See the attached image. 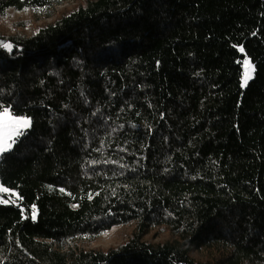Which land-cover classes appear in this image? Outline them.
Listing matches in <instances>:
<instances>
[{
    "label": "trees",
    "instance_id": "1",
    "mask_svg": "<svg viewBox=\"0 0 264 264\" xmlns=\"http://www.w3.org/2000/svg\"><path fill=\"white\" fill-rule=\"evenodd\" d=\"M75 2L0 33V104L32 121L0 159V264H264V0Z\"/></svg>",
    "mask_w": 264,
    "mask_h": 264
},
{
    "label": "rangeland",
    "instance_id": "2",
    "mask_svg": "<svg viewBox=\"0 0 264 264\" xmlns=\"http://www.w3.org/2000/svg\"><path fill=\"white\" fill-rule=\"evenodd\" d=\"M76 5L75 0H65L62 4H57L54 6V14L51 17H46L44 16L43 13L37 12L35 10H23V11H14L12 9L8 10L7 16L6 17H0V33L3 32H8L9 26L12 21L16 20H24L26 21V32L30 33L32 31H37L42 27L44 23L50 22L54 19V16L57 14L58 11L63 10V9H70ZM4 41L0 40V44H3ZM246 59V58H245ZM243 59V60H245ZM248 60V59H247ZM244 72L245 68L243 65V77H244ZM243 77H242V85L243 83ZM10 193H16L14 190H10ZM4 198H8V193L0 194ZM15 198V197H13ZM35 211V216H36V210ZM33 210L31 211V216L33 214ZM131 229L132 225L127 224V225H116L110 228L109 230L105 231L102 233L99 237L95 238L94 240L90 242H84V240H79V243L84 245L85 247H102V248H107L109 246H116L128 238L132 237L131 236ZM164 235V234H163ZM163 235L158 234L152 241H158L161 240ZM148 239L150 238V235L147 236Z\"/></svg>",
    "mask_w": 264,
    "mask_h": 264
},
{
    "label": "snow or ice",
    "instance_id": "3",
    "mask_svg": "<svg viewBox=\"0 0 264 264\" xmlns=\"http://www.w3.org/2000/svg\"><path fill=\"white\" fill-rule=\"evenodd\" d=\"M3 47L7 48L9 51L11 50L10 44H4ZM240 51L243 52L244 49L241 47ZM242 64L245 68L243 83L246 86L248 81L253 78L255 68L251 61L247 59L243 60ZM31 125V118L17 115L14 113L11 106L0 104V159H2L6 153L13 150L14 145L19 143L20 138L26 135L27 130L31 127ZM4 193L9 194L8 198H4L0 195V203L15 204L19 199L18 194L10 193L7 187L0 185V194ZM31 218L33 220L36 218L34 210Z\"/></svg>",
    "mask_w": 264,
    "mask_h": 264
}]
</instances>
